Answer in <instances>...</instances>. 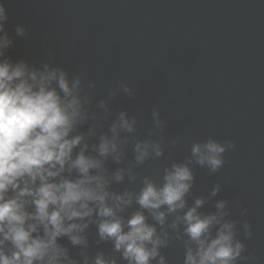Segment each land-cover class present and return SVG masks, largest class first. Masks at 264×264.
<instances>
[{
    "label": "water",
    "instance_id": "obj_1",
    "mask_svg": "<svg viewBox=\"0 0 264 264\" xmlns=\"http://www.w3.org/2000/svg\"><path fill=\"white\" fill-rule=\"evenodd\" d=\"M0 3L14 40L5 50L7 58L37 69L47 63L81 78L90 103L86 121L73 132L84 136L73 156L86 144L85 154L100 159L106 170L108 191L132 194L131 204L117 214L126 221L143 211L157 236L166 240L150 264H160L161 257L164 264H185L187 248L195 245L182 217L198 198L204 201L198 212H223L222 220L233 223L234 239L244 245V259L237 264H264V0ZM16 25L25 28L23 37L16 35ZM122 112L134 121V131H121L117 152L99 157L95 147L101 136L111 137L110 127ZM209 139L226 147L224 163L215 172L191 154L194 143ZM146 141L162 155L156 156L153 147L138 163L135 144ZM177 163L188 164L194 180L184 209H159L166 213L161 225L140 208L136 196L145 179L162 185L165 170ZM118 170L120 181L115 179ZM63 175L75 178L76 173ZM220 202L223 209L216 206ZM100 219L94 214L77 221L88 225L80 233L86 243L59 238L68 253L65 264H95L97 255L129 264L111 239L100 238ZM11 247L7 243L6 250Z\"/></svg>",
    "mask_w": 264,
    "mask_h": 264
},
{
    "label": "clouds",
    "instance_id": "obj_2",
    "mask_svg": "<svg viewBox=\"0 0 264 264\" xmlns=\"http://www.w3.org/2000/svg\"><path fill=\"white\" fill-rule=\"evenodd\" d=\"M8 19L0 3V264H65L68 253L59 238L67 236L73 245L86 243L80 233L88 225L77 221L94 214L101 218L97 226L101 239H111L129 264H150L166 240L157 236L143 211L126 221L117 214L131 204L132 194L108 191L109 181L102 174L106 170L100 159L85 154L86 144L73 156L84 140L82 134L73 132L86 121L85 106L90 103L81 78H70L63 68L47 63L42 69L24 60L13 63L5 56L14 43L6 30ZM15 33L23 37L25 28L16 25ZM104 106L101 101L100 107ZM133 124L120 113L110 127L111 137L101 136L94 149L99 157L115 154L119 133L133 132ZM153 147L156 156L162 155L158 146L136 143L135 160L144 162ZM225 151L224 145L212 139L191 146L196 163L213 172L223 165ZM73 171L75 178L63 175ZM115 179H123L121 170ZM193 180L188 164H173L165 170L162 185L145 179L136 202L163 225L166 213L159 209L166 206L168 213L184 209ZM203 203L196 199L182 217L189 242L195 245L187 248L185 264H237L244 259V245L234 239L233 223L222 220L223 212L201 214L198 209ZM216 206L225 207L223 202ZM214 225L218 227L213 235ZM95 264L115 261L97 255Z\"/></svg>",
    "mask_w": 264,
    "mask_h": 264
}]
</instances>
